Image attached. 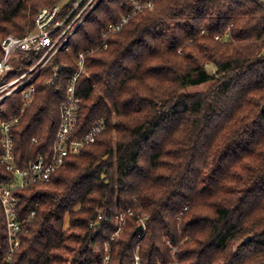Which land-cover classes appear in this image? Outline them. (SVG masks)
<instances>
[{"label": "trees", "instance_id": "16d2710c", "mask_svg": "<svg viewBox=\"0 0 264 264\" xmlns=\"http://www.w3.org/2000/svg\"><path fill=\"white\" fill-rule=\"evenodd\" d=\"M66 2L0 0V44L34 31L43 9ZM131 11V0H102L69 39L70 51L33 79L34 101L13 130L20 169L40 155L50 163L80 52L88 71L77 82L71 138L101 121L106 129L48 182L16 191L20 219L35 215L15 264H134L137 253L141 264H264V3L156 0L99 48L107 26ZM39 58L22 54L0 83ZM201 85L208 90L189 92ZM22 104L23 90L8 96L0 123ZM13 180L0 162V184ZM120 216L125 225L113 241ZM7 249L0 205V263Z\"/></svg>", "mask_w": 264, "mask_h": 264}, {"label": "built area", "instance_id": "2783aa9c", "mask_svg": "<svg viewBox=\"0 0 264 264\" xmlns=\"http://www.w3.org/2000/svg\"><path fill=\"white\" fill-rule=\"evenodd\" d=\"M155 1L131 0V13L123 16L118 22L107 26L103 31L104 40L99 48L108 49L109 37L122 32L135 15L146 10H152ZM101 2L102 0H68L66 4L45 8L35 18L34 31L27 32L22 37L8 35L0 44L3 53V58L0 60V82L20 66L22 54L40 55L38 61L16 79L0 83V105L11 94L23 90V104L20 114L4 119L0 123V144L3 151L0 162L14 177V180L9 185L0 184V205L2 206L7 226L8 244L6 256L0 264H15L16 254L21 247L22 235L28 233L25 223L30 222L35 215V212H32L26 221L20 219V198L17 196L16 191L26 189L35 184L48 182L52 175L65 164L66 159L71 154L82 152L86 145L93 144L106 129V123L101 121L82 139L71 138L77 124V113L80 104V99L77 95V82L88 71L86 55L80 52L75 56L78 70L70 80L67 88V99L61 106V119L50 163H47L44 156L40 155L27 169H20L17 165L13 130L20 124L24 114L34 101L36 93L35 86L32 83L34 77L50 63L60 50L70 51L69 39ZM225 37H228V34ZM216 39L221 40V37L218 36ZM60 72L61 69L56 67L54 75L48 82L49 85L54 84L58 80ZM105 220V216H99L98 218V221ZM118 222V229L112 237L113 241L120 236L125 225V221L121 216L118 218ZM94 225L91 224V227H94ZM138 226L143 227V230L138 233L139 238L142 239L147 230V218L140 219ZM105 247L106 251L109 252L110 242H107ZM108 260L109 256L107 257ZM134 264H141V257L138 253L135 256ZM172 264H178V262L175 261Z\"/></svg>", "mask_w": 264, "mask_h": 264}, {"label": "rangeland", "instance_id": "374dc122", "mask_svg": "<svg viewBox=\"0 0 264 264\" xmlns=\"http://www.w3.org/2000/svg\"><path fill=\"white\" fill-rule=\"evenodd\" d=\"M66 1H68V0H66ZM258 1L264 3V0H258ZM64 2H65V1H64ZM208 69H209V70H215V69L213 68V66H209ZM208 88H209V85L195 86V87H192V88L189 90V92H190V93H201V92H206V91L208 90Z\"/></svg>", "mask_w": 264, "mask_h": 264}, {"label": "water", "instance_id": "95a60500", "mask_svg": "<svg viewBox=\"0 0 264 264\" xmlns=\"http://www.w3.org/2000/svg\"><path fill=\"white\" fill-rule=\"evenodd\" d=\"M143 230V227L142 226H138V228L136 229V231H135V234H138L139 232H141ZM249 242H251V238H247L244 242H243V244H247V243H249Z\"/></svg>", "mask_w": 264, "mask_h": 264}]
</instances>
